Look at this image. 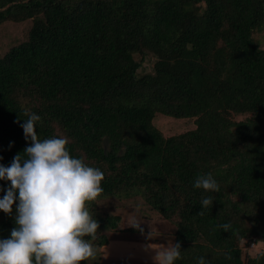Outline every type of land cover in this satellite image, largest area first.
<instances>
[{"label": "trees", "instance_id": "16d2710c", "mask_svg": "<svg viewBox=\"0 0 264 264\" xmlns=\"http://www.w3.org/2000/svg\"><path fill=\"white\" fill-rule=\"evenodd\" d=\"M30 18L28 38L0 57V164L30 146L27 109L41 117L38 139L66 138L70 155L104 173L86 205L99 227L84 237L100 264L114 259L102 254L120 216L98 201L121 194L176 228L172 242L147 235L138 264H157L155 242L181 245L174 264H264L249 246L264 241V0H0V25ZM147 50L159 60L138 78L133 53ZM187 120L194 127L172 135ZM209 172L219 192L194 188ZM9 185L0 180V198ZM18 203L0 210V239L17 227Z\"/></svg>", "mask_w": 264, "mask_h": 264}, {"label": "clouds", "instance_id": "9594fccd", "mask_svg": "<svg viewBox=\"0 0 264 264\" xmlns=\"http://www.w3.org/2000/svg\"><path fill=\"white\" fill-rule=\"evenodd\" d=\"M24 115L27 119L21 127L30 146L17 154L10 166L0 164V180L10 181L0 198V210L11 214L19 200L17 227L12 229L10 238L0 239V264H81L95 255L92 244L84 237L95 238L99 225L86 205L97 200L103 191L104 173L70 155L66 138L38 139L37 123L41 117L27 109ZM193 186L206 192L220 191L210 172L197 176ZM212 204L210 196L201 200L203 209ZM218 227L231 229L228 223ZM180 249L179 243H169L155 256L157 264H174ZM198 264H206L205 257H199Z\"/></svg>", "mask_w": 264, "mask_h": 264}, {"label": "rangeland", "instance_id": "374dc122", "mask_svg": "<svg viewBox=\"0 0 264 264\" xmlns=\"http://www.w3.org/2000/svg\"><path fill=\"white\" fill-rule=\"evenodd\" d=\"M8 4L9 3H7L6 6ZM33 22L34 19L30 18L17 22L8 21L6 27L4 26V24L0 25V37L8 35L10 39L14 40V42H6L5 40L0 39V57L5 54L7 48L10 49L12 46L16 45V43L18 44L28 38V30ZM255 38L264 47V27L261 30L256 31ZM142 56L143 55L139 52L133 53V58L137 61V63L141 62V67L137 72L138 78L145 75L146 73H153L155 65L159 60V57H157L154 53H152V51L149 50L144 52L143 60ZM21 102H23L24 104L28 103V97L21 98ZM155 118L157 119L156 122L159 123V117L157 118L156 116ZM193 122L194 120L184 121L182 127L178 129V131L171 132L172 135L179 134L180 132H184L193 128ZM120 196L122 198H119ZM120 196L112 197L113 199L106 198L98 201L100 211L103 212L105 216H120V225L118 224V227L113 228L112 232L109 233L108 237L110 239V242L108 245L103 247L104 253L102 254L105 256L107 254L106 252H108L109 255L114 256V259L106 258L107 260L105 259L101 264H138L137 258L141 255L144 249L146 250V248H148V244L144 243V240H147V238L149 237L147 235L156 237L161 241L168 238V240L172 242V235H174L176 231L174 222L162 218L157 212L148 207L144 199L136 197L137 202L136 200H131L132 204L127 207V201L124 200L125 194H121ZM135 196H137V194ZM137 224L140 228L143 227V231L135 233L125 231V229H127L128 227L136 228ZM239 225L241 229L246 231V235H248L250 232H252V230L255 229V224L250 221H246L243 224ZM257 236L260 237V234H258ZM246 241V239L242 240L243 243H246ZM249 246L250 248H252L250 249V251L253 250L252 252L255 253L264 250V241H254L252 244L249 243ZM164 247V244H162L161 242L149 244L150 250L151 248H153L154 252ZM100 258L101 257H99L98 261L96 259L90 258L89 261L93 264H100ZM116 258L118 259V261H115L116 263H114L113 261ZM153 259H151L152 263Z\"/></svg>", "mask_w": 264, "mask_h": 264}]
</instances>
